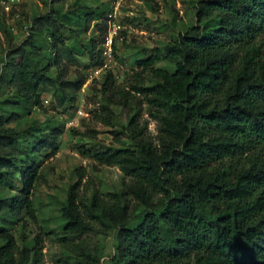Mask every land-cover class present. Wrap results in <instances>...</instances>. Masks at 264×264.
I'll use <instances>...</instances> for the list:
<instances>
[{"label":"trees","instance_id":"1","mask_svg":"<svg viewBox=\"0 0 264 264\" xmlns=\"http://www.w3.org/2000/svg\"><path fill=\"white\" fill-rule=\"evenodd\" d=\"M65 1L51 0L18 44L3 27L0 264L42 263V244L19 248L8 224L25 215L36 219L32 196L41 156L58 152L63 133L60 126L12 124L21 120L23 104L45 110V93L71 114L89 69L105 64L108 15L90 0L63 11ZM92 26L99 38H91L90 61L81 65L67 41ZM144 56L131 74L132 91L111 70L101 86L109 123L114 106L140 104L125 127L131 146L81 149L102 164L119 165L129 182L107 196L94 190L87 204L73 183L61 245L73 264H103L98 244L81 236L114 232L112 264H264V0H200L195 23ZM162 60L173 70L157 67ZM144 105L157 123L155 138L141 123Z\"/></svg>","mask_w":264,"mask_h":264},{"label":"rangeland","instance_id":"2","mask_svg":"<svg viewBox=\"0 0 264 264\" xmlns=\"http://www.w3.org/2000/svg\"><path fill=\"white\" fill-rule=\"evenodd\" d=\"M74 1L63 2L62 10L66 11ZM199 1L90 0V5L100 6L105 16L113 14L112 22H116L118 26L117 54L104 58L103 66L89 69V78L81 89L77 107L71 114L62 112L56 106L52 93L43 94L45 110L28 109L23 104L22 118L13 123V126L26 128L36 122L44 129L60 126L63 130L58 152L51 155L48 151L49 156H41V176L32 196L36 219L25 215L22 220H11L8 224L19 248L33 246L36 240L42 244L41 264H73L72 258L59 241L65 226L63 208L73 183L79 182L80 199L87 204L94 190L99 189L107 196L110 192L120 190L123 182H129L119 165L102 164L81 152V149L95 151L131 146L125 127L129 118L140 111V104L135 103L131 108L114 106L115 112L110 113L111 122H107L108 110L104 106L105 98L101 91L105 75L111 70L117 83L131 90L129 86L133 81L131 74L136 68V60L151 53L155 47L164 48L178 33L194 24ZM50 4L51 0H10L8 8H3L0 12V68L8 51L4 25L11 33L13 43L18 44L28 34L32 20L47 12ZM97 22H93V26ZM93 26L88 33L79 31L76 37L67 41L73 45L81 65L90 61L91 38H99L98 30ZM123 30L125 35L121 33ZM156 66L173 70V66L165 60L156 63ZM79 68L83 69L82 66ZM72 69L71 75L74 77L76 67ZM144 81L147 85L153 83L152 75L147 72ZM140 120L141 123H148V132L155 138L158 134L157 123L146 113L145 105ZM19 188L20 184L17 183L15 190ZM86 237L98 244L103 264H112L110 257L114 250V232L104 234L102 231H95L81 236Z\"/></svg>","mask_w":264,"mask_h":264},{"label":"built area","instance_id":"3","mask_svg":"<svg viewBox=\"0 0 264 264\" xmlns=\"http://www.w3.org/2000/svg\"><path fill=\"white\" fill-rule=\"evenodd\" d=\"M10 3V0H0V7L2 8H8V5ZM114 20V16L112 13L108 15V21H109V29L108 33L105 37L104 43L101 45L102 55L107 57L113 56V40L118 35V26L116 22H112Z\"/></svg>","mask_w":264,"mask_h":264}]
</instances>
